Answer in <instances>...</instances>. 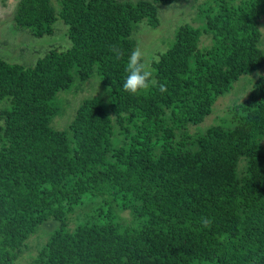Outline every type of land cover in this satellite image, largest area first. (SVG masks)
Segmentation results:
<instances>
[{
    "label": "trees",
    "instance_id": "trees-1",
    "mask_svg": "<svg viewBox=\"0 0 264 264\" xmlns=\"http://www.w3.org/2000/svg\"><path fill=\"white\" fill-rule=\"evenodd\" d=\"M176 1L17 2L15 29L67 45L0 58V264H264V73L215 104L264 72V0H193L126 92L132 34Z\"/></svg>",
    "mask_w": 264,
    "mask_h": 264
},
{
    "label": "rangeland",
    "instance_id": "rangeland-1",
    "mask_svg": "<svg viewBox=\"0 0 264 264\" xmlns=\"http://www.w3.org/2000/svg\"><path fill=\"white\" fill-rule=\"evenodd\" d=\"M18 1L0 0V58L8 62L32 64L37 58L43 56L48 49L53 47L62 49L67 45L65 26L61 22L55 24V31L52 35L44 37H36L29 31L15 29L12 26V19L14 8ZM194 4L196 3L193 0H178L173 4L159 5L158 26L151 28L143 22L138 26L132 37L135 40V48L139 46L144 51L146 60L150 56L158 57L166 49L167 38L173 36L174 30L178 25L184 22L197 25L196 21L193 20L197 11ZM261 31L264 34V25L261 27ZM262 71L263 68L254 71L250 75H244L240 80L233 83L232 88L227 93L217 98L215 104L220 109L218 110V112H221L219 115H223L226 104H229L231 100H235L237 96L238 98H243L242 93L237 92L238 90L236 89L238 82L242 79L257 77L258 74L264 73ZM84 86L86 87V85ZM83 94H85L84 91L80 93L81 96L79 97H74L72 94L65 96L67 101H69V105L66 108L65 115L55 118L57 126L62 127L65 125L67 116L73 113V108L77 106L78 100ZM211 118L212 116L207 117L205 122L199 125L200 128H203L204 124H210L212 122ZM122 215L128 217L127 211L123 212ZM49 226H51V223ZM32 240L35 242V238ZM29 261L30 259L25 255L17 264H30Z\"/></svg>",
    "mask_w": 264,
    "mask_h": 264
},
{
    "label": "clouds",
    "instance_id": "clouds-1",
    "mask_svg": "<svg viewBox=\"0 0 264 264\" xmlns=\"http://www.w3.org/2000/svg\"><path fill=\"white\" fill-rule=\"evenodd\" d=\"M112 50L116 53L117 58H119V50L115 47ZM125 73L126 77L122 87L132 95L148 91L153 86H156L157 82L154 78L155 70L151 63L145 59V53L139 46L130 52L125 64ZM158 90L166 92L167 87L164 84H160ZM110 91L111 87L108 89V92Z\"/></svg>",
    "mask_w": 264,
    "mask_h": 264
}]
</instances>
